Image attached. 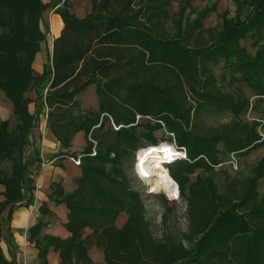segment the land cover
Returning <instances> with one entry per match:
<instances>
[{
  "label": "trees",
  "instance_id": "trees-1",
  "mask_svg": "<svg viewBox=\"0 0 264 264\" xmlns=\"http://www.w3.org/2000/svg\"><path fill=\"white\" fill-rule=\"evenodd\" d=\"M90 1L91 10L81 17L68 0H0V90L16 119L14 128L11 118L0 121V264H16L6 257L2 241L12 211L26 198L35 200L33 145L36 159L42 158L32 132L42 125L62 147L57 159L83 155L80 165L72 161L81 173L75 188L68 191L63 180L53 181L48 194L54 205L68 208L64 225L71 235L44 233L53 215L48 202L29 229L42 264H49L52 247L61 264H264V154L249 175L232 177L224 170L223 185L215 177L223 172L225 156L264 146L259 122L246 116L253 96L255 115L264 101V0H233L235 13H220L219 29L205 27L218 1L194 10L192 23H186V13L193 0ZM49 10L64 24L53 40L45 18ZM195 29L206 30L209 43L189 45ZM45 44L49 55L37 74L34 65ZM91 84L99 106L83 111L79 96ZM197 102L229 111L233 118L224 129L196 133ZM160 129L173 132L188 151L189 159L167 165L187 205L188 229L180 240L156 237L142 193L125 166L127 156L145 142L158 143ZM79 132L88 143L70 151ZM123 212L128 218L119 226ZM93 246L104 252V262L92 257Z\"/></svg>",
  "mask_w": 264,
  "mask_h": 264
},
{
  "label": "rangeland",
  "instance_id": "rangeland-1",
  "mask_svg": "<svg viewBox=\"0 0 264 264\" xmlns=\"http://www.w3.org/2000/svg\"><path fill=\"white\" fill-rule=\"evenodd\" d=\"M70 2L71 10L75 12L77 15L83 17L85 16L92 7L90 0H68ZM209 0H193V8L188 9L186 13V23H192V21L197 16V13L194 10H199L205 7ZM210 1H218L217 10L213 12L208 20L205 22V27H212L215 29H219L221 23V14L226 9L229 11V16L235 13L236 5L233 0H210ZM178 5H175V9L177 10ZM46 20L49 22L50 29H54L53 22V13L52 11H47L45 14ZM189 19V20H188ZM51 33H53L51 31ZM210 41V34L206 30L195 29L191 38L188 40L189 45L198 46L207 44ZM44 52L47 53V45L45 44ZM45 57L43 61H45ZM217 73H221V67L216 68ZM47 83H45L46 85ZM48 85V84H47ZM242 88L246 95L250 93V89L244 84ZM46 89V88H45ZM228 90H234V86L227 87ZM32 97L36 96V93L31 91L29 93ZM195 97V96H191ZM81 101V108L83 111H88L89 109H98L99 106V95L96 91V86L91 84L87 87V89L79 96ZM194 99V98H192ZM193 101V100H192ZM194 103V102H193ZM193 110V121L192 128L196 133L200 134H210L214 133L217 130L224 129L227 124L232 120V113L229 111H221L213 106H200V103L197 102L194 104ZM258 109L256 112V116L264 117V101L258 102ZM11 118L12 124L11 128L15 127L16 119L13 116V104L12 102L5 96L4 92L0 90V121L3 119ZM38 127V126H37ZM35 127L34 129H36ZM48 129V128H47ZM47 129L45 131L47 132ZM50 130V129H49ZM36 137V131L32 132V139ZM82 143H88V138L83 137ZM155 137L158 139V145L163 142H171L174 137L171 136L166 129H160L155 132ZM156 144V146H157ZM153 145L150 142H145V144L134 154L127 156V160L125 161V166L128 170L132 186L138 189L142 193V197L145 201L147 207V217L151 221L153 225V231L156 237L161 238L167 234L173 235L177 240L183 239L185 237V233L188 229V216L186 212V201L180 195V193L174 192V194H169L166 192H151V187L147 183V181L140 176L139 166L142 159L139 156V151L142 148H148ZM264 154V146L252 151L248 155H237L238 157V169H236L232 164H230L231 156H225L224 165L222 168L223 172L216 173L215 177L219 183L222 185L227 180V172L233 177L239 172H243V175H249L252 172L253 166L260 159V157ZM43 155H41L42 158ZM44 157H48L44 156ZM46 160L50 158H45ZM69 159V158H68ZM166 165V164H164ZM168 168V167H167ZM218 169V168H217ZM224 170L227 172L225 173ZM201 170L198 169L195 174L191 177L193 180L196 178L197 174ZM261 191L264 192V179L261 181ZM166 196H165V195ZM167 198V202L163 199ZM128 218V214L123 212L117 220V224L119 226L123 225ZM91 255L95 259L96 262H104V252L97 247L93 246L91 248Z\"/></svg>",
  "mask_w": 264,
  "mask_h": 264
},
{
  "label": "crops",
  "instance_id": "crops-1",
  "mask_svg": "<svg viewBox=\"0 0 264 264\" xmlns=\"http://www.w3.org/2000/svg\"><path fill=\"white\" fill-rule=\"evenodd\" d=\"M52 19L54 22V29L52 28L51 30L53 32V40L61 32L64 24L61 17L57 14H54ZM48 55L49 52L45 53L44 49L39 54L34 65L37 74L43 73L46 62V60L43 61V58L45 57V59H47ZM41 129L43 132L42 134ZM43 129V125L35 129L36 140L38 141L37 149L40 155H48V157L42 156V158L51 159L62 150V147L51 129L49 130L48 128L47 132ZM81 136H84L82 132L76 134L70 151L83 148L82 146H84L85 143H82ZM32 151L34 152L31 154L33 158L31 159L30 170L32 172L33 183L36 185V190L34 191L35 200L29 203L28 198H26L25 201L20 203V205L12 211L8 221L9 235L7 234L8 238L2 241V247L6 257L9 260H14L16 264H42L39 258V249L34 242L29 240L28 232L30 227L35 225L41 217L40 206L43 202H48L53 212V215L49 217L52 222L44 228V233L59 236L61 238H67L71 235L64 225L68 220V208L66 205H54L53 202L49 201L48 194L52 191V182L58 180H63L68 191L73 190L76 186L74 179L81 175L79 167L67 158H59L55 160L53 164L43 165L42 159H36L37 155L35 154L34 145L31 148V153ZM2 190L3 188L0 187V201L4 199L1 194ZM35 202H38V208L34 206ZM35 208L37 210H35ZM5 217H8V212H6ZM48 262L49 264H61L62 262L60 252L53 247L49 251Z\"/></svg>",
  "mask_w": 264,
  "mask_h": 264
},
{
  "label": "bare ground",
  "instance_id": "bare-ground-1",
  "mask_svg": "<svg viewBox=\"0 0 264 264\" xmlns=\"http://www.w3.org/2000/svg\"><path fill=\"white\" fill-rule=\"evenodd\" d=\"M150 147L154 148L150 150L142 148L139 151V156L142 159L139 166L140 176L147 181L153 192L163 191L174 194L176 191L178 193V182L171 176L169 169L163 164L164 154L170 155V150L172 149L168 147L160 149L156 145H151Z\"/></svg>",
  "mask_w": 264,
  "mask_h": 264
},
{
  "label": "built area",
  "instance_id": "built-area-1",
  "mask_svg": "<svg viewBox=\"0 0 264 264\" xmlns=\"http://www.w3.org/2000/svg\"><path fill=\"white\" fill-rule=\"evenodd\" d=\"M52 13H53V11H52ZM51 30H52V28H51ZM47 88H46V90H44V98H46V93H47ZM256 97L257 96H253L252 98H251V100H250V107H249V110H248V112H247V119L248 120H250V121H254V120H256V121H258L259 122V127H258V131H259V133H260V135H261V137H262V140L264 139V119L263 118H260L259 116H256L255 114H254V108H255V99H256ZM44 104H45V107H44V112L46 113V117H48V111H49V107H48V105H47V103H46V99H44ZM140 117H141V115H138L137 116V120H139L140 119ZM145 117H147L148 119H153L151 116H145ZM164 124V123H163ZM114 127L116 128V129H118L119 127L118 126H116L115 124H114ZM45 129H46V127H45ZM171 136H173L174 138V140L173 141H171V142H163V143H161V144H157V147H159L160 149H162V148H164V147H168V148H171L172 150H170V155H167L166 153L164 154L163 152V154L165 155V158H164V162H167V161H172V160H179V159H189V157H188V151H187V148L185 147V146H182V145H179L178 144V142L176 141V139H175V134L173 133V132H168ZM95 143H94V146H93V153H92V155H95L96 153H97V142L96 141H94ZM154 145V144H153ZM156 145V144H155ZM152 148H154V147H148L147 149H152ZM82 156L83 155H80L78 158H74V157H70V159L76 164V165H80L81 164V158H82ZM57 158L58 157H54V158H52V159H48V160H46L45 158H42L43 159V161H42V163H43V165H48V164H52V163H54L55 162V160H57ZM230 164H232L236 169H238V157L234 154V153H232V156H231V159H230ZM151 192H153L152 191V189H151ZM34 206H36V203H35V205Z\"/></svg>",
  "mask_w": 264,
  "mask_h": 264
},
{
  "label": "clouds",
  "instance_id": "clouds-1",
  "mask_svg": "<svg viewBox=\"0 0 264 264\" xmlns=\"http://www.w3.org/2000/svg\"><path fill=\"white\" fill-rule=\"evenodd\" d=\"M172 161L174 162V161H176V160H172ZM173 162H172V163H173ZM167 165H169V164H166L165 166L167 167Z\"/></svg>",
  "mask_w": 264,
  "mask_h": 264
}]
</instances>
